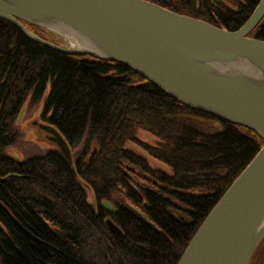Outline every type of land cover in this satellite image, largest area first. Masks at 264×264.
Returning a JSON list of instances; mask_svg holds the SVG:
<instances>
[{
    "label": "trees",
    "instance_id": "obj_1",
    "mask_svg": "<svg viewBox=\"0 0 264 264\" xmlns=\"http://www.w3.org/2000/svg\"><path fill=\"white\" fill-rule=\"evenodd\" d=\"M150 1L234 30L259 0ZM249 36L264 40V17ZM28 97L43 99L41 118L68 142L72 164L57 148L21 161L5 153L20 137L15 121ZM179 116L221 127L203 131ZM139 129L157 143L141 141ZM128 140L170 172L125 148ZM262 144L255 131L176 102L121 63L56 51L0 18V264H176Z\"/></svg>",
    "mask_w": 264,
    "mask_h": 264
},
{
    "label": "water",
    "instance_id": "obj_2",
    "mask_svg": "<svg viewBox=\"0 0 264 264\" xmlns=\"http://www.w3.org/2000/svg\"><path fill=\"white\" fill-rule=\"evenodd\" d=\"M263 17L264 0L234 30L150 0H0V18L28 39L62 53L121 63L176 102L263 138L176 264H247L264 235V40L249 36ZM35 123L72 164L60 131ZM106 225L121 234L110 219Z\"/></svg>",
    "mask_w": 264,
    "mask_h": 264
},
{
    "label": "rangeland",
    "instance_id": "obj_3",
    "mask_svg": "<svg viewBox=\"0 0 264 264\" xmlns=\"http://www.w3.org/2000/svg\"><path fill=\"white\" fill-rule=\"evenodd\" d=\"M222 1L226 4H229L227 0ZM48 88L49 86L47 85L43 98L46 96ZM42 104L43 99L36 104H31L29 97L26 98L15 121V125L20 132V137L13 146H10L4 150L7 155L21 161L25 159L26 156L37 154L47 149H56V144L50 141L47 134L35 123L37 122L46 124V122H44V120L41 118ZM179 119L183 122L190 123L203 131H215L221 127V123L219 121L212 119H200L195 117L190 118L183 116H179ZM136 136L141 141L147 142L149 144L157 143V138L143 129H139L136 132ZM124 146L125 148H128L143 156L150 167L160 169L167 173L170 172V168L165 163L150 156L140 144L128 140L125 142ZM86 191L87 200L92 203L93 199L91 193L89 190ZM103 204L110 209L112 208L110 204L106 202H103ZM263 260L264 257L262 259V263Z\"/></svg>",
    "mask_w": 264,
    "mask_h": 264
},
{
    "label": "flooded vegetation",
    "instance_id": "obj_4",
    "mask_svg": "<svg viewBox=\"0 0 264 264\" xmlns=\"http://www.w3.org/2000/svg\"><path fill=\"white\" fill-rule=\"evenodd\" d=\"M264 235L253 250L247 264H264Z\"/></svg>",
    "mask_w": 264,
    "mask_h": 264
}]
</instances>
